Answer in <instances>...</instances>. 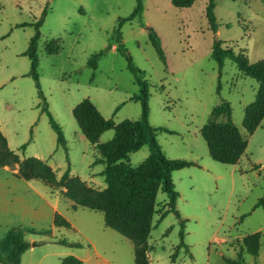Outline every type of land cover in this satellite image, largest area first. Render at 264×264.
<instances>
[{
    "label": "rangeland",
    "instance_id": "374dc122",
    "mask_svg": "<svg viewBox=\"0 0 264 264\" xmlns=\"http://www.w3.org/2000/svg\"><path fill=\"white\" fill-rule=\"evenodd\" d=\"M142 2V14L126 22L121 33L127 54L149 84L150 124L162 129L157 137L168 158L199 165L173 173L179 193L176 208L186 220V247L172 256L180 243L179 219L170 213L158 223L155 215L148 240L150 264H228L227 259L264 264V209L257 206L264 197V121L253 135L243 127L245 107L254 101L259 83L244 76L231 60L225 61L220 77L212 58L214 43L221 41L223 48L243 52L252 64L264 60V0H214L216 33L206 18L209 0L185 9L174 7L172 0ZM136 5L137 0H0V131L12 150L47 161L58 177L70 167L71 176L96 189L106 188L101 175L105 166L93 165L99 154L81 133L73 110L89 99L115 124L140 118L141 104L131 100L140 87L114 37L119 21L130 17ZM46 7L48 14L39 28L37 72L66 146L57 143L29 76L30 59L23 55ZM151 29L160 38L166 65L150 42ZM56 47L57 52L48 51ZM100 51L106 54L97 67L88 66ZM222 100L230 103L232 121L248 140L245 153L233 165L214 161L201 135ZM114 135V130L104 132L100 143ZM149 154L144 146L130 154L128 162L139 166ZM32 185L42 194L58 195L59 214L72 228L43 224L42 231L28 234L26 240L36 246L22 255L21 264H60L67 256L83 264H134L133 243L106 228L102 213L74 210L64 188L52 190L36 180ZM166 202V194L159 192L155 208L165 210ZM255 234L258 256L249 253L253 243L246 247L244 242ZM63 239L81 247L59 244Z\"/></svg>",
    "mask_w": 264,
    "mask_h": 264
},
{
    "label": "trees",
    "instance_id": "16d2710c",
    "mask_svg": "<svg viewBox=\"0 0 264 264\" xmlns=\"http://www.w3.org/2000/svg\"><path fill=\"white\" fill-rule=\"evenodd\" d=\"M196 1L198 0H172V5L179 9H185L191 7ZM214 9V0H209L206 7V18L210 29L216 33L218 22ZM143 10L142 0H137L134 12L130 17L119 21L114 33L115 40L119 44V51L126 57L127 67L140 87L139 93L131 98L141 104L140 118L135 121L125 120L115 124L112 119H105L89 99L83 100L73 110V116L81 133L88 142L95 146L99 154L93 165L103 164L105 166L101 173L106 183L105 189H96L81 178L71 176L70 167L61 177H58L56 171L47 161L35 157L21 158L16 151L9 147L6 136L0 131V169L18 166L16 178L25 181H40L51 189L64 188V196L73 203L74 210L86 208L102 213L106 228L118 232L133 243L134 264H150L148 253L151 251V246L148 240L154 228L155 215H159L158 223L170 213L179 219L181 225L180 243L172 256L177 257L179 250L186 247L184 242L186 220L182 219L176 208L179 193L175 188L173 173L184 168L199 166L192 161L168 158L157 137L158 131L162 129L155 128L150 124L149 84L143 72L134 64L132 57L127 54L121 33L122 26L140 16ZM47 14L48 7L44 9L41 18L36 23L37 32L23 55L30 59L29 76L35 81L38 98L42 101L43 112L47 114L50 125L56 133L57 143L66 146L64 132L49 111L37 72L39 28ZM149 39L160 60L166 65V56L160 38L153 29L150 30ZM222 44L223 42L217 41L212 48V58L217 64L220 77L225 61L231 60L244 76L259 83L254 101L245 107L243 119V127L246 132L248 135H253L264 121V60L252 64L243 52L235 53L232 49L223 48ZM58 50V47L48 49L50 53ZM105 54V51H100L93 55L88 66L96 68L99 59ZM220 90L219 82L217 92L219 93ZM109 130L115 131L113 139L106 143H100L102 134ZM165 131L173 133L168 129ZM201 135L207 143L210 157L223 164H237L248 146L247 138L241 134L232 121V108L226 100H222L219 105L213 108L207 123L201 129ZM144 146L148 147L149 156L139 166H131L128 162L130 154L138 152ZM25 148L24 144L20 149L25 150ZM159 192L167 196V208L162 211L155 208ZM257 206L264 209V197L259 200ZM53 224L58 228H72L71 223L58 212L54 215ZM244 242L246 247L253 243L254 248L249 253L258 256L259 234L246 238ZM58 243L64 246L81 247V244L70 243L65 239L59 240ZM29 249L30 243L26 240L25 233L21 230L13 231L12 252L7 259L0 257V263L21 264L22 255ZM226 262L228 264H245L229 259ZM60 264H83V261L75 256H67Z\"/></svg>",
    "mask_w": 264,
    "mask_h": 264
},
{
    "label": "crops",
    "instance_id": "0c3cea01",
    "mask_svg": "<svg viewBox=\"0 0 264 264\" xmlns=\"http://www.w3.org/2000/svg\"><path fill=\"white\" fill-rule=\"evenodd\" d=\"M21 158L25 156H20ZM18 166L0 169V257L7 259L12 252V232L28 234L42 231L45 224L52 227L55 213H59L56 193L42 194L32 181L15 177ZM53 190V189H52ZM51 226H49V224ZM36 244L30 243L31 252ZM1 264V263H0Z\"/></svg>",
    "mask_w": 264,
    "mask_h": 264
}]
</instances>
